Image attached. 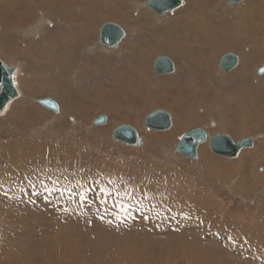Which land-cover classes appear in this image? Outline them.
I'll return each mask as SVG.
<instances>
[{
  "label": "rangeland",
  "instance_id": "1",
  "mask_svg": "<svg viewBox=\"0 0 264 264\" xmlns=\"http://www.w3.org/2000/svg\"><path fill=\"white\" fill-rule=\"evenodd\" d=\"M16 1L20 9L7 7L13 1L0 0V60L16 70L21 95L0 116V264H264V74L258 71L264 63L254 65L241 80L236 77L239 70L226 74L219 68L220 57L234 53L242 61L252 47L235 52L212 38L242 30L226 22L238 8L227 12L226 0H184L182 8L159 17L132 5L148 0H84L83 6L79 0H35L34 6V0ZM82 9L83 18L78 14ZM258 11L264 21V6ZM105 23L128 31L118 51L98 46ZM39 26L42 34H28ZM258 27L262 32L257 36H264V24ZM79 28L88 34L87 41ZM200 34L211 39L202 42ZM91 47L96 49L87 55ZM162 54L175 62V74L156 75L153 62ZM93 65L97 68L89 77L82 68ZM129 72L131 83L121 75ZM196 73L199 87L188 85ZM26 77L46 89L28 90ZM45 98L58 101L61 116L29 102ZM158 110L167 112L172 122L183 121L173 140L165 139L171 128H145L146 116ZM125 113L133 121L117 118ZM106 114L109 129L93 125ZM213 120L220 127L210 128ZM123 125L137 128L147 147L137 150L113 141V130ZM193 129L228 135L236 142L253 138L255 147L227 159L214 155L206 144L211 165L206 167L200 149L198 161L176 152L182 135ZM244 157L250 158L237 170ZM199 195L214 207L195 202ZM128 203L133 207L124 211ZM185 204L193 214L187 226L217 213L219 220L248 232H227L234 239L222 242L204 232V226L182 229L179 218ZM177 211L171 219L170 213Z\"/></svg>",
  "mask_w": 264,
  "mask_h": 264
},
{
  "label": "bare ground",
  "instance_id": "2",
  "mask_svg": "<svg viewBox=\"0 0 264 264\" xmlns=\"http://www.w3.org/2000/svg\"><path fill=\"white\" fill-rule=\"evenodd\" d=\"M10 1H13L12 3H10L11 5H9V6H7V7H13V8H15V9H20V1H18L19 3H17V1L16 2H14L15 0H10ZM37 1V0H36ZM38 1H40V0H38ZM36 2V3H40V2ZM49 1V0H48ZM57 1V0H56ZM63 1V0H62ZM61 1V2H62ZM80 1V3H81V6H83V3H84V0H79ZM183 1V6L185 5V2H184V0H182ZM220 1L221 0H217V2H218V4H220ZM227 2V8L225 9V10H227V12H229V11H231V9H234V8H238V10L236 11V13L235 14H233V17L231 18V20H227L226 22H228L229 21V23L227 24V25H234V26H236V24L238 25V26H243V28H241L242 30H239L238 32H235L234 33V36L233 35H229V36H225V37H212L214 40H216V41H222L221 42V45H223L225 48H227V49H234V50H232V51H235V52H240V50L242 49V47L245 45H247V46H250V47H252V51L250 50V48L248 47L247 49L249 50V53L247 54V55H243L244 57L242 58V61L240 60V58H239V56H237L236 54H235V56L238 58V64H237V66L233 69V70H231L230 72H232V71H234V70H239V71H237V74H236V77L238 76V79H240V77L241 76H245V75H247V74H249V73H251V71H252V67L255 65H257V64H259V63H264V49H263V47H264V43H263V41H264V36H262V37H260V35L259 36H257L258 34H260L261 32H262V30L261 29H259V27H258V25L261 23V24H264V21L262 20L263 19V17H262V15L261 14H258L260 11H258L257 12V10L260 8V7H263L264 6V0H242V1H240V2H238L237 4H235V5H233V6H230L229 4H228V0H226ZM34 2H35V0L33 1V4H32V6H34ZM52 2V1H51ZM67 2H68V0H67ZM42 3V2H41ZM50 3V2H49ZM46 4V2H45V4H46V6L47 5H49V6H47V7H50V4ZM53 3H55V1H53ZM64 3V2H63ZM76 3V2H75ZM16 4V5H15ZM60 4V3H59ZM58 4V5H59ZM68 4H69V2H68ZM73 4V3H72ZM142 4H144V3H132V5H134L135 6V9L138 11V10H140L141 8L143 9L144 7H141V5ZM71 6V5H70ZM133 6V7H134ZM182 6V7H183ZM37 7V6H36ZM42 7V6H41ZM47 7H43L42 9H45V8H47ZM54 7V6H53ZM182 7H180V8H182ZM226 7V6H225ZM22 8H23V6H22ZM21 8V9H22ZM25 8V7H24ZM59 8V7H58ZM180 8H178V9H180ZM48 9V8H47ZM148 9V8H147ZM178 9H176V10H178ZM25 10V9H24ZM31 10V9H30ZM150 10V9H149ZM175 10V11H176ZM224 10V11H225ZM49 11V10H48ZM141 11V10H140ZM151 11V10H150ZM25 12V11H24ZM31 12V11H30ZM41 12V11H40ZM51 12V11H50ZM49 12V13H50ZM174 12V11H173ZM52 13V12H51ZM50 13V14H51ZM53 13H55L54 11H53ZM65 13V12H64ZM64 13H63V15H64ZM135 13V12H134ZM152 13V12H151ZM30 14V13H29ZM56 14V13H55ZM71 14V13H70ZM79 16L81 17V18H83L84 17V10L82 9L81 11L79 10ZM170 14V13H169ZM19 16H17V18H18V24H22L23 23V18H21L20 17V14H18ZM32 15V14H31ZM58 15H60V14H58ZM62 15V14H61ZM68 15V14H67ZM166 15H168V14H166ZM166 15H164V16H162V17H165ZM24 17V16H23ZM31 17V16H30ZM30 17H28V18H25V22L27 23H29V21H30ZM87 17H88V15H87ZM116 17H117V15H116ZM45 18V17H44ZM60 18H61V16H60ZM256 18L258 19V21L256 20ZM3 19H5V17H3ZM10 19V18H9ZM32 19V18H31ZM89 19V18H88ZM14 20V19H13ZM41 20H43V19H41ZM82 20V19H81ZM116 20V19H115ZM44 21V20H43ZM57 21V20H56ZM75 21H76V19H75ZM72 22V21H71ZM87 22H89L88 20L87 21H85L83 24H82V26L83 25H85ZM16 23V22H15ZM45 23V22H44ZM118 23H120V22H118ZM121 23H122V21H121ZM120 23V24H121ZM73 24V23H72ZM117 24V23H116ZM29 25H31V24H29ZM41 25H43L42 23H41ZM70 25V24H69ZM78 25H79V23H78ZM118 25V24H117ZM64 26H66V25H64ZM80 26V25H79ZM225 26H226V24H225ZM73 27H74V25L72 26V29H73ZM77 27V26H76ZM126 27H128V26H126ZM229 27V26H228ZM101 28V27H100ZM129 29H131L130 27H128ZM15 29V28H14ZM65 29V28H64ZM100 30V29H99ZM229 30V29H228ZM42 31H44L42 28H41V26H39V27H35V28H33V27H31L30 28V30H27V32H28V34H31V32H34V33H36V34H39L40 32H41V34L43 33ZM79 31H80V36H81V38H83V39H86V37H89V36H87L86 35V37H85V34H84V30L82 29V28H79ZM124 31H125V29H124ZM131 31V30H130ZM133 31V30H132ZM131 31V32H132ZM204 31H205V29H204ZM72 32V31H71ZM128 31H125V33H126V36H125V38L123 39V41L127 38V33ZM73 33V32H72ZM93 33V32H92ZM27 34V35H28ZM66 33H61L60 34V36H63V35H65ZM25 35V34H24ZM130 35V34H129ZM133 35H131V37H132ZM47 37V36H46ZM128 37H130V36H128ZM130 37V38H131ZM200 38H201V41L202 42H205V41H207V40H209V39H211V38H209V37H203V35H201L200 34ZM98 39H99V37H98ZM88 39H86V40H84V41H87ZM261 40H263V41H261ZM67 41H68V39H67ZM123 41L121 42V44L123 43ZM139 41V40H138ZM65 43H66V41H65ZM71 43V42H70ZM86 43V42H85ZM121 44L119 45V47L117 48V49H109V48H107V47H102V46H100L99 44H98V46L99 47H101V48H103V49H105V51H108V52H115V51H118L119 50V48L121 47ZM97 45V44H96ZM39 46V45H38ZM65 47V46H64ZM68 47V46H67ZM96 49V47H91V48H88L86 51H85V53L86 52H93L94 50ZM102 49V50H103ZM123 50H125V49H123ZM72 51V50H71ZM126 51V50H125ZM102 52V51H101ZM124 52V51H123ZM21 53H23V51L21 52ZM87 55H88V53H86ZM113 54V53H112ZM114 54H116V53H114ZM229 54V53H228ZM165 55V54H164ZM233 55H234V53H233ZM162 56H163V54H162ZM31 57H33V56H31ZM74 57V56H73ZM84 57V56H83ZM159 57H161V56H159ZM163 57H166V56H163ZM9 58V57H8ZM169 58V57H168ZM66 59V58H65ZM69 59V58H68ZM67 59V60H68ZM72 59H74V58H72ZM156 59V58H155ZM154 59V60H155ZM171 59V58H170ZM220 59H221V57H220ZM245 59V60H244ZM36 60V59H35ZM56 60V59H55ZM66 60V61H67ZM172 60V59H171ZM73 61H75V60H73ZM173 61V60H172ZM60 63L62 62V61H59ZM58 62V63H59ZM64 63H65V61H63ZM68 62H70L69 60H68ZM76 62V61H75ZM79 62V61H78ZM77 62V63H78ZM174 62V61H173ZM242 62V63H241ZM4 63V62H3ZM59 63V64H60ZM63 63V64H64ZM219 63H220V60H219ZM5 65L7 64V63H4ZM81 64H83V63H81ZM85 64H86V62H85ZM90 64V63H89ZM96 64V63H95ZM174 64H175V62H174ZM73 65V64H72ZM75 65V64H74ZM80 65V64H79ZM87 65V64H86ZM153 65H154V62H153ZM242 65V66H241ZM8 66V65H7ZM20 66V65H19ZM60 66H61V64H60ZM81 66V65H80ZM79 66V67H80ZM205 66V65H204ZM259 66V65H258ZM9 67V66H8ZM62 67V66H61ZM60 67V68H61ZM68 67L69 66H67V65H63V67H62V69H64V70H66V69H68ZM83 67V66H82ZM9 68H11V67H9ZM96 68H97V66L96 65H93V66H85L84 68H82L84 71H85V74H87L89 77H92L93 76V71H95L96 70ZM20 69V68H19ZM81 69V68H80ZM100 69V68H99ZM257 69H258V67H256L255 68V70H254V73L256 74V72H257ZM109 70V69H108ZM221 70V69H220ZM79 71H81V70H79ZM84 71H83V73H84ZM101 71V70H100ZM176 71H177V67H176V65H175V72L173 73V74H175L176 73ZM259 71V74L260 75H262L263 76V74L262 73H260V71H264V68H261V69H259L258 70ZM108 72V71H107ZM230 72H228V73H230ZM95 73H97V72H95ZM99 73H102V71L101 72H99ZM112 73H114L115 75H117V74H119V76H120V73H115V72H112ZM112 73H104L105 75V77L106 76H112L113 74ZM173 74H170V75H163V76H171V75H173ZM200 74H202V73H200ZM227 74V73H226ZM121 75H125V81L127 82V81H130L129 83H131L132 81H133V79H130V76H131V72H129V73H121ZM157 75V74H156ZM250 75V74H249ZM69 76V75H68ZM76 76H77V78H78V75H77V73H76ZM87 76V77H88ZM97 76V75H96ZM158 76V75H157ZM192 76V81L190 80L189 81V83H188V85H190V86H194V87H199V84H200V82H201V80L198 78L199 77V75L196 73V74H193V75H191ZM224 76V75H223ZM257 76V75H256ZM99 77V76H98ZM118 77V76H117ZM219 77V76H218ZM258 77V76H257ZM74 78V77H73ZM37 79V78H36ZM41 79V77L39 78V80ZM80 79V78H79ZM91 79V78H90ZM90 79H88V80H90ZM260 79V78H259ZM258 79V80H259ZM114 80V79H113ZM117 80V79H116ZM241 80V79H240ZM25 81H26V87L28 88V90H32L33 92H35V91H39V90H43L44 88H45V86H44V84H41V83H39V84H37V82H34V80L32 79H30L29 80V78H27L26 77V79H25ZM32 81V82H31ZM44 81H46L45 79H44ZM80 81V80H79ZM193 81H195V82H193ZM50 82V81H49ZM78 82V81H77ZM23 83V82H22ZM43 83V82H42ZM46 83H47V81H46ZM76 83V82H75ZM79 83H81V82H79ZM24 84V83H23ZM49 84H51V83H49ZM78 84V83H77ZM102 84V83H101ZM183 85V86H182ZM41 86H43V87H41ZM51 86H53V85H51ZM65 86V85H64ZM177 86H180V88H182V87H185L186 86V84L185 83H179V85H177ZM182 86V87H181ZM48 88H50V87H48ZM52 88V87H51ZM16 89H17V87H16ZM46 89V88H45ZM55 89H56V87H55ZM57 90H58V88H57ZM128 90V89H127ZM262 90V89H261ZM59 91V90H58ZM222 91V90H221ZM17 92H18V94H19V90L17 89ZM119 93H124L123 91H120ZM18 97H21V95H19ZM110 98V97H109ZM238 98V97H237ZM25 99V98H24ZM39 100H41V99H30L29 100V102L30 101H32L33 102V104H38V101ZM53 100V99H52ZM113 100V99H112ZM255 100V99H254ZM253 100V101H254ZM106 101V100H105ZM111 101V100H110ZM245 101V100H244ZM58 102V101H57ZM56 102V103H57ZM112 102V101H111ZM168 102V101H167ZM14 103V102H13ZM237 103V102H236ZM255 103V102H254ZM12 104V103H11ZM10 104V105H11ZM239 104V103H238ZM9 105V106H10ZM57 105H58V103H57ZM166 105V104H165ZM9 106L7 107V108H9ZM12 106V105H11ZM59 106V113H55L56 114V116L58 115H60L61 116V114H62V112H63V110H62V112H61V106L60 105H58ZM104 107V106H103ZM14 108H17V110H12V116L19 110V107L17 106V107H14ZM134 108V107H133ZM42 109V108H41ZM44 109V108H43ZM48 109V108H47ZM217 109V108H216ZM50 110V109H49ZM122 109L120 108V111H121ZM129 110V109H128ZM52 111V110H51ZM134 111V110H133ZM132 111V112H133ZM232 111V110H231ZM47 112V111H46ZM121 113V112H120ZM233 113H235V112H233ZM237 113V112H236ZM4 114V113H3ZM126 115L125 116H121V114H119L118 116H117V118L119 119V120H122V119H125V117L127 118V120L129 121L130 120V122L131 121H133V117H132V115H130L129 113H125ZM225 114V113H224ZM224 114H222V115H224ZM11 116V115H10ZM11 116V117H12ZM15 117V116H14ZM101 117V116H100ZM99 117V118H100ZM103 117H106V122L103 124V125H100V127L101 126H105L106 124L108 125L109 124V117L107 116V114L106 115H103ZM171 117V116H170ZM223 117V116H222ZM10 118V117H9ZM99 118H97V119H95L94 121H93V125H95V126H98V125H96L95 124V121H97ZM224 118V117H223ZM2 119V118H1ZM12 119V118H11ZM32 119V118H31ZM213 119V118H212ZM220 119V118H219ZM219 119H217V120H219ZM6 120V119H5ZM211 120V119H210ZM215 120V119H214ZM212 121V127H210V128H215V127H217L218 125H217V123L218 122H216L215 123V121ZM221 120V119H220ZM114 121H115V119H114ZM171 122H172V120H171ZM50 124V123H49ZM51 125V124H50ZM106 125V126H107ZM182 125H183V121L182 120H180V121H173L172 122V125H171V131L169 132V133H167L166 135H165V139H168V140H173L174 139V136H176L177 135V133H178V131L182 128ZM209 125V126H210ZM49 126V125H48ZM123 126H128V125H123ZM235 126V125H234ZM238 126V125H237ZM109 126H107L106 127V129L108 128ZM132 127V126H131ZM218 127H220V125L218 126ZM14 128V127H13ZM134 128V127H133ZM213 128V129H214ZM233 128H235V127H233ZM94 129V128H93ZM109 129V128H108ZM135 129V128H134ZM223 129V128H222ZM193 130H195V129H193ZM204 130V129H203ZM114 131V130H113ZM136 131L138 132V135H139V137H140V139H141V142H142V145L141 146H139V147H131V146H126V147H129V148H133V149H137V148H139V149H142V148H146L147 146V144H145V143H147V142H144V140L142 139V136H140L141 134H139V131H138V129L136 128ZM192 131V130H191ZM205 132H206V134H207V140L205 141V142H203V143H201L200 145H199V147H198V149H197V158L196 159H192V158H188V157H185V158H187L188 160H191V161H198L199 159H200V154H199V149H200V152H201V161L203 160L204 161V163H205V165H206V167L207 166H211L210 165V159H207L206 158V156H205V151L206 152H208L207 151V148H206V144H208V146H209V150L211 151V149H210V140L212 139V138H214L215 136H217V135H220V134H217V135H214V136H210V134H208L207 133V131L206 130H204ZM188 132H190V131H188ZM153 133V132H152ZM112 134H113V132H112ZM228 134V133H227ZM263 134V133H262ZM224 135V134H223ZM240 135V134H239ZM264 135V134H263ZM183 136V135H182ZM228 136V135H227ZM230 137V136H229ZM264 137V136H263ZM259 138V137H258ZM249 139H251L252 141H253V147L252 148H250V149H254V147H255V139H253V138H249ZM233 140V139H232ZM246 140V139H245ZM234 141V140H233ZM241 141H243V140H241ZM151 142H153V141H151ZM150 142V143H151ZM235 143H237V142H240V141H237L236 142V140L234 141ZM179 143V142H178ZM177 143V144H178ZM203 144H205V145H203ZM151 145V144H150ZM203 145V146H202ZM10 147V146H9ZM58 147V146H57ZM151 147V148H150ZM149 148L150 149H153V145L152 146H150ZM177 147V146H176ZM148 149V148H147ZM138 150V149H137ZM247 150V149H246ZM249 150V149H248ZM259 151V150H258ZM177 152V151H176ZM212 152V151H211ZM213 153V152H212ZM258 153V152H257ZM214 154V153H213ZM240 154H241V152H240ZM247 154H249V153H247ZM252 152L250 153V155L252 156ZM215 155V154H214ZM254 156H255V154H253ZM183 156V155H182ZM245 156V155H244ZM249 156V155H248ZM250 156V157H251ZM250 157H244V158H242L240 161H239V165H238V167H237V170L239 169V170H242L241 169V167H243L244 165H245V158H250ZM238 158V157H237ZM213 159V158H212ZM261 162V160H259L258 159V162H257V164L258 163H260ZM207 164H209V165H207ZM224 164H225V162H224ZM262 170V169H261ZM210 171V170H209ZM204 172V171H203ZM208 172V171H207ZM232 172V171H231ZM221 173V172H220ZM226 174V173H225ZM224 174V175H225ZM208 176V175H207ZM211 177V176H210ZM209 177V178H210ZM226 177V176H225ZM212 178V177H211ZM219 178V177H218ZM45 179V178H44ZM33 180V179H32ZM99 190V189H98ZM6 191V190H5ZM20 191V190H19ZM29 191H33V190H29ZM11 192V191H10ZM34 192V191H33ZM43 192V191H42ZM68 192V191H67ZM150 193H151V190L149 191ZM7 193H9V192H6L5 194H7ZM11 193H13V192H11ZM18 193V192H17ZM28 193V192H27ZM30 193V192H29ZM28 193V194H29ZM144 193V192H143ZM201 193V192H200ZM20 194V193H19ZM67 194V193H66ZM26 195V194H25ZM24 195V196H25ZM34 195V194H33ZM32 196V195H31ZM36 196V195H35ZM42 196V195H41ZM100 196V195H99ZM197 196V195H196ZM200 196V195H199ZM5 197V196H4ZM7 197V196H6ZM17 197V196H16ZM38 197V196H37ZM40 197V196H39ZM42 197H44V196H42ZM205 197V196H204ZM203 196H200L199 198H198V200H196L195 202H198V203H207L208 205H212V204H214V202L212 201V200H206L205 198H204ZM25 198V197H24ZM117 198V197H116ZM215 198V197H214ZM36 199V198H35ZM39 199V198H38ZM44 199V198H43ZM110 199V198H109ZM200 199V200H199ZM40 200V199H39ZM45 200V199H44ZM43 200V201H44ZM50 200V199H49ZM104 200H105V198H104ZM111 200H112V198L109 200V202H111ZM206 200V201H205ZM46 201V200H45ZM123 201V200H122ZM88 202V201H87ZM105 203V202H104ZM125 203V202H124ZM100 204V203H99ZM115 204H116V202H115ZM119 204V203H118ZM196 204V203H195ZM121 205V204H120ZM198 206L200 205V204H197ZM203 205V204H202ZM122 206V205H121ZM128 207H133V205L132 204H130V203H128L127 205H125V206H122V209L125 211ZM191 206H190V204H188V205H186L185 204V208L184 209H182V210H180V212L182 213V215L180 216V220H181V224H182V229H191V230H193V226H198V227H206L204 230V232H206V233H209V234H214V236H212L215 240H218V239H221L222 240V242L223 241H227V242H230V241H232L233 239H234V237L233 236H230V235H228L227 234V232H230V231H240V229L238 230L237 229V226H233V224H232V222H229V220H228V222H224V221H221V220H219L218 219V217H219V215L217 214V213H214V215L211 217V218H201L200 219V221L198 222V224H196V225H191V226H187L188 225V221H189V219L190 218H192L193 217V214L191 215L192 217H190V214H189V212H192L191 211V208H190ZM195 207V206H194ZM202 207V206H201ZM200 207V208H201ZM212 207H214L213 205H212ZM221 207V206H220ZM260 207V206H259ZM187 208V209H186ZM198 208V207H197ZM217 208V207H216ZM133 209V208H132ZM203 209V208H202ZM212 209V208H211ZM168 210H170V208L168 209ZM194 210V209H193ZM201 210V209H200ZM217 210V209H216ZM145 211V210H144ZM172 211H173V209H172ZM212 211V210H211ZM178 212L179 211H177L176 213H173V214H171L170 213V215H171V219H173V218H175L176 217V215L178 214ZM207 212V211H206ZM213 212V211H212ZM222 212V211H221ZM133 213V212H132ZM136 213V212H135ZM199 214V213H198ZM211 214V213H210ZM231 214V213H230ZM168 215H169V213H168ZM226 215V214H225ZM261 215V214H260ZM141 216H142V214H141ZM200 216V215H199ZM202 217H204V216H202ZM120 218V217H119ZM264 218V217H263ZM221 219V218H220ZM260 219V218H259ZM169 221V220H168ZM235 221V220H234ZM233 221V222H234ZM189 222H191V221H189ZM257 222H258V220H257ZM260 222V221H259ZM262 223V222H261ZM257 224V223H256ZM127 226V225H126ZM259 226H260V224H259ZM258 227V226H257ZM126 228V227H125ZM259 228V227H258ZM260 229V228H259ZM244 230V229H243ZM243 230H241L240 232H238V233H243V234H246L245 232H248L247 230L245 231H243ZM258 230V229H257ZM191 232V231H190ZM194 232V231H193ZM261 232V231H260ZM250 233V232H249ZM248 233V234H249ZM255 233V232H254ZM261 234V233H260ZM260 236V235H259ZM211 237V238H212ZM243 237V236H242ZM246 238V240H250V241H252L251 239L252 238H250V236H248V237H245ZM254 238V237H253ZM261 238V237H260ZM263 239V238H262ZM207 240V239H206ZM209 241V240H208ZM211 241V240H210ZM220 241V240H219ZM218 241V242H219ZM264 241V240H263ZM203 242V241H202ZM235 242V241H234ZM204 243V242H203ZM217 243V242H216ZM240 243V242H239ZM249 243V242H248ZM226 244V243H225ZM228 244V243H227ZM256 244H263V242H260L259 241V243L256 241ZM218 245V244H217ZM257 246V245H256ZM257 249V248H256ZM232 250V249H231ZM260 250V249H259ZM237 251V250H236ZM248 251H250V250H248ZM254 251V250H253ZM210 253H211V251H209ZM209 252L207 253L206 252V250L204 251V253H207V254H209ZM229 252V251H228ZM216 253V252H215ZM218 253V252H217ZM221 253H223V252H221ZM221 253H219V254H221ZM236 253H238V252H236ZM252 253H254V252H252ZM262 253L263 252H261V253H259V254H261L262 255ZM207 254L206 255H203V256H207ZM213 254V253H212ZM255 254V253H254ZM257 255H259L258 254V252L256 253ZM210 256H212L211 254H209ZM226 255H227V253L224 255V257L226 258ZM241 255V254H240ZM264 255V254H263ZM233 256V255H232ZM247 256H249V255H247ZM254 256V255H253ZM253 256H251V257H249V258H252ZM214 257V256H213ZM223 257V258H224ZM202 258H204V257H202ZM201 258V259H202ZM222 258V259H223ZM229 258V257H228ZM242 258V257H241ZM244 258V257H243ZM246 258V257H245ZM208 259V258H207ZM255 259H257V258H255ZM205 260V259H204ZM211 260H213V259H211ZM210 260V261H211ZM218 260V259H217ZM216 260V261H217ZM225 260V259H224ZM223 260V261H224ZM238 260V259H237ZM241 260V259H240ZM252 260V259H251ZM254 260V259H253ZM202 261V260H201ZM206 261V260H205ZM213 261H215V259L213 260ZM221 261V260H220ZM219 261V262H220ZM235 261V260H234ZM240 262V261H239ZM244 262V261H243ZM247 262V261H246ZM256 262H258V259H257V261ZM206 263V262H205ZM218 263V262H217ZM231 263V262H230ZM250 264H251V262H249ZM254 263H255V261H254ZM261 263V262H260ZM259 263V264H260ZM256 264V263H255Z\"/></svg>",
  "mask_w": 264,
  "mask_h": 264
},
{
  "label": "water",
  "instance_id": "3",
  "mask_svg": "<svg viewBox=\"0 0 264 264\" xmlns=\"http://www.w3.org/2000/svg\"><path fill=\"white\" fill-rule=\"evenodd\" d=\"M242 0H228V4L233 6ZM183 6L182 0H148L141 7L150 9L155 15L162 17L172 13ZM126 33L124 29L115 23H105L99 30L98 44L109 49H117ZM238 64V58L233 54H225L221 57L219 68L224 73L233 70ZM154 70L158 76L170 75L175 72V64L168 57H157L154 60ZM14 68H9L0 60V116L7 107L18 98L19 94L15 84ZM264 73V71H260ZM38 104L59 113V106L50 99L45 98L38 101ZM106 122V117L101 116L95 124L100 126ZM172 125L170 115L162 110L155 111L146 116L144 126L149 131H167ZM112 140L123 145L139 147L142 145L141 139L136 129L131 126H120L113 131ZM207 140V134L203 129H195L184 134L177 144L176 151L185 157L196 159L199 145ZM253 147V141L246 139L235 143L227 135H217L210 140V149L218 157L235 159L241 151Z\"/></svg>",
  "mask_w": 264,
  "mask_h": 264
},
{
  "label": "snow or ice",
  "instance_id": "4",
  "mask_svg": "<svg viewBox=\"0 0 264 264\" xmlns=\"http://www.w3.org/2000/svg\"><path fill=\"white\" fill-rule=\"evenodd\" d=\"M101 219H103V217H101Z\"/></svg>",
  "mask_w": 264,
  "mask_h": 264
}]
</instances>
